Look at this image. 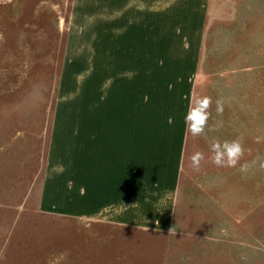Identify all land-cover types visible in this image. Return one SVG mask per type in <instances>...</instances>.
Wrapping results in <instances>:
<instances>
[{
	"label": "rangeland",
	"instance_id": "1",
	"mask_svg": "<svg viewBox=\"0 0 264 264\" xmlns=\"http://www.w3.org/2000/svg\"><path fill=\"white\" fill-rule=\"evenodd\" d=\"M152 86L154 206L72 217L0 191V264H264V0H0V143L43 146L57 120L118 154ZM190 95L211 103L173 201ZM233 141L217 165L212 145Z\"/></svg>",
	"mask_w": 264,
	"mask_h": 264
},
{
	"label": "crops",
	"instance_id": "2",
	"mask_svg": "<svg viewBox=\"0 0 264 264\" xmlns=\"http://www.w3.org/2000/svg\"><path fill=\"white\" fill-rule=\"evenodd\" d=\"M134 93L141 96L136 99V111H131L136 114V121L128 127V138L120 142L118 154L104 141L103 155H97L95 138L83 139L79 126L70 129L57 120L53 121L50 139L43 146L40 137L36 139L39 142L21 136L1 141L0 191L9 192L5 198L9 203L1 204L13 208L34 205L42 212L72 217L91 216L96 208L112 206L115 200L121 206H154L155 87L137 88ZM190 106L191 95L187 112ZM188 133L185 124L172 182L173 201L181 179ZM144 186L151 193L144 194ZM145 198L150 201L143 202ZM11 222H15L14 217Z\"/></svg>",
	"mask_w": 264,
	"mask_h": 264
},
{
	"label": "clouds",
	"instance_id": "3",
	"mask_svg": "<svg viewBox=\"0 0 264 264\" xmlns=\"http://www.w3.org/2000/svg\"><path fill=\"white\" fill-rule=\"evenodd\" d=\"M211 99L209 97L197 98L194 106H190L189 111L185 115V124L193 135H198L204 131L206 121L208 120V111ZM219 104V101L217 102ZM212 151L215 153L214 162L219 166L234 165L241 155L242 148L239 141L231 143H215L212 145ZM203 154L197 153L193 157V165L199 166Z\"/></svg>",
	"mask_w": 264,
	"mask_h": 264
}]
</instances>
